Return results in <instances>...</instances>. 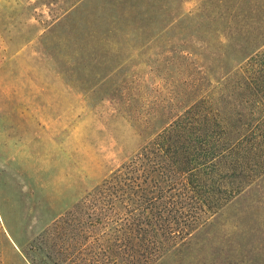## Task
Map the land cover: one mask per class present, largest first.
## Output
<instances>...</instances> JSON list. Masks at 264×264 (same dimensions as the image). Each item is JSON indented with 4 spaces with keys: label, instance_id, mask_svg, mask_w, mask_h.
I'll use <instances>...</instances> for the list:
<instances>
[{
    "label": "rangeland",
    "instance_id": "obj_1",
    "mask_svg": "<svg viewBox=\"0 0 264 264\" xmlns=\"http://www.w3.org/2000/svg\"><path fill=\"white\" fill-rule=\"evenodd\" d=\"M240 3L0 0V264L104 258L120 234L75 207L182 113L193 74L216 86L220 57L234 72L245 64L252 48L223 25ZM130 4L162 15L143 30L119 18ZM113 254L107 264H140ZM153 264H264V176Z\"/></svg>",
    "mask_w": 264,
    "mask_h": 264
},
{
    "label": "trees",
    "instance_id": "obj_2",
    "mask_svg": "<svg viewBox=\"0 0 264 264\" xmlns=\"http://www.w3.org/2000/svg\"><path fill=\"white\" fill-rule=\"evenodd\" d=\"M255 1L241 0L236 15L223 24L235 47L252 48L245 64L234 72L220 57L216 86L193 74L182 113L162 122L138 153L95 189L89 205L75 207L103 215L91 227L110 225L120 234L114 244L99 248L104 258L99 261L95 252L90 264H107L115 246L123 247L122 257L153 264L264 176V0ZM106 7L99 8L106 12ZM119 13L143 30L162 15L146 10L145 16L138 5ZM178 18L174 13L171 28ZM176 54L195 70L196 54Z\"/></svg>",
    "mask_w": 264,
    "mask_h": 264
}]
</instances>
